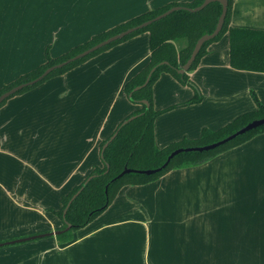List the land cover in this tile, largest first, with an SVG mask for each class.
I'll return each instance as SVG.
<instances>
[{
	"label": "crops",
	"instance_id": "1",
	"mask_svg": "<svg viewBox=\"0 0 264 264\" xmlns=\"http://www.w3.org/2000/svg\"><path fill=\"white\" fill-rule=\"evenodd\" d=\"M192 1L0 0V90L46 64L48 52L59 58L128 20ZM230 27L264 31V0H232ZM150 59L146 32L0 108V241L62 230L50 210H61L63 198L102 161L104 140L139 109L125 87ZM187 74L191 84L166 72L153 84L154 109L172 108L155 121L158 149L198 140L204 130L264 107V73L231 66L228 33ZM196 96L199 103L185 105ZM263 226L261 133L213 161L123 187L71 241L44 238L42 246L46 264H199L200 255L215 256L217 235L233 232L243 255L254 250L255 264H263Z\"/></svg>",
	"mask_w": 264,
	"mask_h": 264
},
{
	"label": "trees",
	"instance_id": "2",
	"mask_svg": "<svg viewBox=\"0 0 264 264\" xmlns=\"http://www.w3.org/2000/svg\"><path fill=\"white\" fill-rule=\"evenodd\" d=\"M204 1L205 0H194L190 3L169 4L163 8L152 10L127 22L119 24L111 30L93 36L87 43L73 48L59 58H52L48 52L46 64L21 76L16 81L2 88L0 90V96L20 84L35 80L48 68L63 63L114 35L143 24L148 20L154 19L173 7L196 8L202 5ZM231 8L232 0H229V8L223 30L215 39L207 42L202 47L188 73L197 67L201 58L207 54V50L210 45L219 41L226 33H228L230 37L231 66L240 71L264 73V31L230 27ZM221 13L222 6L219 3H212L206 9L198 13H190L187 11L175 12L161 21L152 24L148 28L135 32L134 34L117 41L80 61L55 71L40 83L32 87H28L15 95L17 96L28 92L53 77L63 75L82 65L89 59L139 34L146 32L150 34V63L140 73L133 77L125 87V93L128 97L132 95L131 101L140 107L124 121L134 116H137V118L123 127H121V123L113 133L114 135L118 131L116 138L108 145L103 154V168L96 167L84 183L76 187L66 197H64L60 211L55 212L50 210V212L54 213L62 220L64 225L62 230L66 229L67 223L73 226L69 232L56 237L59 243L64 244L71 241L75 231L85 228L98 218L108 208L123 187L129 185H146L156 181L158 178L164 176L171 170H182L197 167L210 161L216 153L227 148L237 147L254 136L264 133V127H262L241 136L233 142L214 151L206 153L181 154L177 156L166 169L158 174L151 176L128 174L120 180L111 183L113 179L123 172L125 167L135 170H151L160 168L167 161L169 155L177 149L202 147L216 143L235 133L247 124L264 118V107L259 103V109L257 111L244 114L217 131L204 130L202 137L198 140H182L180 142L173 143L164 149H158L156 146L154 133L155 121L160 115L172 108L164 111H156L154 109L152 93L153 84L157 81L159 76L165 72L172 74L184 84H191L188 74H179V69L190 59L197 41L202 36L214 32ZM165 62L168 64L160 65ZM154 68H156V71L153 73L149 84L139 91L134 92L137 87L145 84L148 75ZM8 100L4 101L0 105V108L3 107ZM142 101H148L150 103V107L147 108L141 103ZM200 101L201 97L196 96L185 105L199 103ZM110 138L103 142L101 150ZM90 177H93L92 180L86 184ZM109 184L108 193H106V187ZM82 188H84L83 191L71 204L66 216L64 217V211L68 203ZM9 241H4L2 243Z\"/></svg>",
	"mask_w": 264,
	"mask_h": 264
},
{
	"label": "water",
	"instance_id": "3",
	"mask_svg": "<svg viewBox=\"0 0 264 264\" xmlns=\"http://www.w3.org/2000/svg\"><path fill=\"white\" fill-rule=\"evenodd\" d=\"M212 3H219L222 6V13L221 16L218 20L217 26L214 30L213 33L211 34H206L204 36H202L196 43L195 48L191 54L190 59L188 60V62L184 65L181 66L179 69V74L184 75L186 73H188V71L190 70V68L192 67L193 63L195 62L198 54L200 53L202 47L209 41L215 39L223 30L225 21H226V17H227V13H228V8H229V0H205L203 2L202 5L196 7V8H186V7H173L170 10L166 11L165 13L155 17L154 19L148 20L147 22H144L143 24H140L136 27L130 28L126 31H123L117 35H114L102 42H100L99 44L93 46L92 48L76 55L73 58L68 59L67 61L54 65L50 68H48L41 76H39L38 78H36L33 81L27 82V83H23L20 84L14 88H12L11 90L5 92L4 94H2L0 96V105L12 98L13 96H15L17 93L23 91L24 89L28 88V87H32L38 83H40L41 81H43L44 79H46L48 76H50L52 73H54L57 70L63 69L64 67L75 63L77 61H80L96 52H98L99 50L104 49L107 46H110L111 44L120 41L132 34H134L135 32H138L142 29L148 28L149 26H151L152 24L161 21L162 19L170 16L171 14L175 13V12H179V11H187L190 13H198L203 11L204 9H206L208 6H210ZM168 63H162L160 65H167ZM156 71V68H154L150 74L147 77V80L145 82V84H143L140 87H137L134 92L139 91L140 89L146 87L149 82L150 79L153 75V73ZM130 100L132 98V95L129 96ZM143 105H145L147 108L150 107V103L148 101H142L141 102ZM137 116L131 117L130 119L123 121L121 124V127L127 125L129 122L133 121L134 119H136ZM264 127V118L263 119H259V120H255L249 124H247L246 126H244L243 128L239 129L238 131H236L235 133L231 134L230 136L226 137L223 140H220L216 143L210 144V145H206V146H202V147H192V148H181V149H177L174 152H172L169 157L167 158V161L160 167L157 169H151V170H135V169H130L128 167H125V169L123 170V172L121 174H119L115 179H113L111 181V183H114L118 180H120L121 178H123L124 176L128 175V174H138V175H146V176H151V175H155L158 174L160 172H162L164 169H166L169 164L179 155L181 154H188V153H206V152H210V151H214L216 149H219L231 142H233L234 140H236L237 138L244 136L254 130L260 129ZM118 134V131L110 138V140L104 145V147L102 148L101 154H102V158H103V154L105 152V150L107 149L108 145L116 138ZM93 177H90L86 184L92 180ZM110 183V184H111ZM110 184L106 187V193H108V188L110 186ZM84 188H82L77 194H75L73 196V198L70 200V202L68 203L65 211H64V217L67 214V211L69 209V207L71 206V204L74 202V200L79 196V194L83 191ZM72 225L67 223V227L64 230H60V231H56V232H49V233H44V234H40V235H36V236H32L30 238H24V239H19V240H14V241H9L6 243H2L0 244V248H4L7 246H13L16 244H20V243H26V242H30V241H35L38 239H44V238H51V237H57L58 235L64 234L69 232L72 229Z\"/></svg>",
	"mask_w": 264,
	"mask_h": 264
},
{
	"label": "rangeland",
	"instance_id": "4",
	"mask_svg": "<svg viewBox=\"0 0 264 264\" xmlns=\"http://www.w3.org/2000/svg\"><path fill=\"white\" fill-rule=\"evenodd\" d=\"M114 27L110 28L109 30L113 29ZM109 138H106L104 142ZM102 144L100 146V151H101ZM230 149L232 148H227L221 152L216 153V155L213 158H211L210 161H213L214 159L219 158L220 156L225 154ZM98 164H99L98 166H95L93 168L94 169L96 167L103 168V163L101 160L98 161ZM93 168L90 174L93 172L94 170ZM172 171H175V170H171L165 175L169 174ZM162 177L158 178L156 181L160 180ZM231 206L234 207L233 204ZM232 212H237V210H234ZM232 228L237 229L238 226H232ZM263 232H264V226H263ZM238 236L239 234H234L233 232L232 234H229V235L221 232L219 235H217L218 240H215V256L202 257L200 255V257L198 258L199 264H255L256 257L254 256V250L248 251V255H243L244 251H242L241 247L239 246ZM46 241L47 239H41L36 242L27 243V244L25 243L22 245L20 243L18 246L19 247L21 246V248L23 249H20L19 247L17 248V245L12 246V247L7 246L6 248L5 247L1 248L0 249V264H46V258H45L46 247L45 245L42 246L43 244H45ZM2 242L4 241H0L1 244ZM202 252H203L202 250H199V253H202ZM263 253H264V248H263ZM263 264H264V257H263Z\"/></svg>",
	"mask_w": 264,
	"mask_h": 264
},
{
	"label": "snow or ice",
	"instance_id": "5",
	"mask_svg": "<svg viewBox=\"0 0 264 264\" xmlns=\"http://www.w3.org/2000/svg\"><path fill=\"white\" fill-rule=\"evenodd\" d=\"M24 2L25 3H31V2H33V0H24ZM70 2L76 3V2H78V0H70Z\"/></svg>",
	"mask_w": 264,
	"mask_h": 264
}]
</instances>
